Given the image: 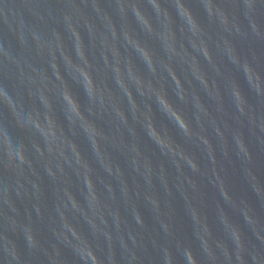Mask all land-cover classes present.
I'll return each mask as SVG.
<instances>
[{
  "label": "water",
  "instance_id": "1",
  "mask_svg": "<svg viewBox=\"0 0 264 264\" xmlns=\"http://www.w3.org/2000/svg\"><path fill=\"white\" fill-rule=\"evenodd\" d=\"M249 11L246 0H0V83L26 108L44 112L50 102L56 122L53 135L43 117L36 129L21 111V131L0 109L30 161L0 167V264L12 243L26 264H92L88 246L103 264H164L169 255L189 264L186 249L197 264L264 260V36L251 34ZM255 11L264 24V7ZM229 42L254 72L231 63ZM65 89L86 119L61 98ZM160 91L190 134L157 105ZM149 116L164 143L148 137Z\"/></svg>",
  "mask_w": 264,
  "mask_h": 264
},
{
  "label": "clouds",
  "instance_id": "2",
  "mask_svg": "<svg viewBox=\"0 0 264 264\" xmlns=\"http://www.w3.org/2000/svg\"><path fill=\"white\" fill-rule=\"evenodd\" d=\"M246 6L251 10L246 14V19L248 21L249 28L251 29V34L258 38L264 36V24H262L258 20V15L260 12L255 11L259 7H264V0H246ZM180 7L183 8L184 5L181 4ZM206 7L209 9V16H211L212 12L210 10L214 7V5L209 2ZM188 15H192L190 11L188 12ZM221 16L223 23L227 24L230 22L227 14L221 12ZM233 26L235 28V32L239 36H241L242 38L248 37L249 33L242 31L239 23L233 22ZM192 27H199L195 17L192 18ZM0 51H3L2 45H0ZM142 52L144 56L150 57V53L147 49H142ZM228 52L231 63H233L239 68H242L245 71L246 76L248 73H252L255 71L252 66V63L246 57L242 56L241 53L238 51L237 47L231 44L230 42L228 43ZM81 55H83V53H81ZM204 55L207 59L211 60V55H209L206 44L204 45ZM150 70L153 72L155 71L154 67H151ZM81 71H83L84 74L88 77L86 90L90 93L94 89L92 77L89 75L86 69H81ZM255 74L257 78H260V73L258 71H256ZM56 77L57 79L62 78L58 72L56 73ZM175 82L179 84L180 81L175 77ZM149 88H151V83H149ZM233 92L237 97L240 98L241 103L239 106V111L243 113L244 104L246 103V101L238 85H233ZM70 96L73 97L71 101L69 99ZM61 98L67 100L72 110L75 111L81 119H86L84 112L81 110V104L79 100L70 91L65 89L61 94ZM156 102L157 105L164 110V114L166 116L170 114L175 121H178L181 130L185 134H190L191 130L189 128L188 121L185 119L182 113L178 112L173 107L167 94L164 91L156 93ZM51 107V103L45 101L44 109L46 111L44 112H41L40 108L35 106L26 108L23 97L19 95L13 97L12 94L5 88L4 84L0 83V109L6 108L8 110L12 118V124L18 130H24V125L17 118L18 113L23 111L25 117L32 122L36 129H41L44 127V124L41 123V118L43 117L45 123L49 126V131L53 135H56V122L51 117ZM92 127L94 128V125H92ZM146 130L147 135L150 139L156 138L160 143L165 142L164 135L160 130L157 129L156 123L153 121L151 116L147 118ZM217 131H219V129ZM203 142L205 144L209 143L206 137L203 138ZM237 142L238 148L241 151L247 153L249 159H251V154L248 153L247 147L242 136H237ZM26 149L27 145L25 143V139L22 136L14 135L13 132L9 130V127L3 121H0V167L10 169L14 167L15 162H19L20 164H23L25 162L30 163V161H28L27 159V156L25 155ZM175 150L176 148H173V151ZM185 158L189 161L192 170L196 171L200 168L199 163L192 156H186ZM210 158L213 162L215 161V157L211 153ZM224 195L225 197H227L226 192L224 193ZM137 219H140L139 215H137ZM72 231L74 234H77L75 228H73ZM235 232L237 239L240 240L239 230H235ZM34 243L35 241L33 240V238L29 236V246L33 245ZM185 251L189 264H197V260L193 256L192 251L190 249H186ZM5 252L8 254V264H26L25 259L19 253V251L17 250V246L14 243L6 244ZM87 255L91 258L92 264H103L100 257L97 255L96 251L91 246H88ZM239 259L240 264H245V261L242 256ZM253 259L255 261V264H264V260H261L259 257H254ZM80 261L82 262V264H88V261L84 257H81ZM164 264H175L171 255L166 257Z\"/></svg>",
  "mask_w": 264,
  "mask_h": 264
}]
</instances>
